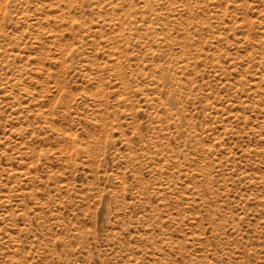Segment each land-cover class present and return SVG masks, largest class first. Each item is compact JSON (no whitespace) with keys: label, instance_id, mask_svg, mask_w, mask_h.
I'll use <instances>...</instances> for the list:
<instances>
[{"label":"rangeland","instance_id":"rangeland-1","mask_svg":"<svg viewBox=\"0 0 264 264\" xmlns=\"http://www.w3.org/2000/svg\"><path fill=\"white\" fill-rule=\"evenodd\" d=\"M0 264H264V0H0Z\"/></svg>","mask_w":264,"mask_h":264}]
</instances>
